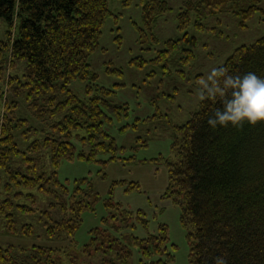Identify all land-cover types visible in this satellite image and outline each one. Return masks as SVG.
Here are the masks:
<instances>
[{"label": "trees", "instance_id": "1", "mask_svg": "<svg viewBox=\"0 0 264 264\" xmlns=\"http://www.w3.org/2000/svg\"><path fill=\"white\" fill-rule=\"evenodd\" d=\"M230 1L197 0L188 4L177 16L178 29L188 28L193 13L194 27L201 30L198 20L228 8ZM248 1L250 5L241 11L244 19L259 9V0ZM140 3L143 25L137 30L143 42L154 38L153 26L168 9L164 0H140ZM109 16L107 0H0V20L7 24L6 36L9 37L10 28L17 23L16 38L8 45L0 44V58L6 56L9 60L6 63L12 68L22 63V78L13 80L24 89L33 116L52 121L48 130L42 131L41 139L29 141V137L41 131L18 116V101H3L0 180L4 176L5 196L0 199V218L8 233L18 232L17 216L32 213L36 197L41 194L53 200L48 203L53 215L44 212L45 235L48 238L66 235L68 243L76 247L73 236L82 221V213L92 211L99 196L86 178L75 180L70 192L57 179L59 165L74 159L72 139L87 147L86 152L77 155L87 161L96 160L103 153L112 157L123 150H118L114 139L103 129L106 121H110L104 109H114L118 114L121 107L103 98L111 94L103 87L90 95L89 56L98 48ZM183 42L188 46L181 48ZM195 42L187 33L181 39L169 40L167 48L159 51L153 62L162 61L167 69L172 54L180 51L181 56L176 60L186 66L193 60ZM134 63L139 65L137 61ZM220 67L228 68L232 75L252 72L264 78V35L250 45L235 49ZM76 80L86 82L85 94L90 96L87 101L69 89ZM222 107L219 97L215 101L200 100L186 122L170 126L173 160L166 162L168 185L163 195L179 208L180 223L190 243L188 264H215V258L220 256L227 264H264V122L210 127L209 117L214 109ZM18 138L28 143L24 149L19 147ZM42 153L49 156L50 173L41 164ZM17 160L19 164L14 167ZM132 189L139 190L138 184H128L127 190ZM119 206L109 199L105 201L107 210H116L115 215L110 214L111 220L120 217L123 225L111 227L112 231L104 217L101 225L90 230L89 241L82 247L84 254L92 249L94 255L101 257L98 264H130L133 248L142 257L139 264L172 261L173 255L166 251V225L158 227L157 235L147 238L126 235L122 233L125 228H134L133 224L129 226L133 217L141 226L148 222L142 210L133 214L119 210ZM32 230L31 224L20 225L25 236H31ZM128 236L126 243L124 237ZM5 243L6 246L0 244V264H54V249L33 245L26 251L19 244ZM152 256L158 257L156 262L151 260ZM71 264L78 263L71 258Z\"/></svg>", "mask_w": 264, "mask_h": 264}, {"label": "rangeland", "instance_id": "2", "mask_svg": "<svg viewBox=\"0 0 264 264\" xmlns=\"http://www.w3.org/2000/svg\"><path fill=\"white\" fill-rule=\"evenodd\" d=\"M164 1L168 10L157 18L152 29L154 38L142 42L137 30L143 25L140 0H107L111 16L103 25L98 48L89 56V83L92 87L90 95H94L93 90L103 87L111 91V94L103 98L121 107L118 114L114 109H104L110 121H106L103 129L114 139L118 150H123L116 152L112 156L115 157L113 160L109 153H103L96 160L87 161L77 158L80 151H87V147L77 139H72L75 145L74 159L62 161L59 165L57 179L70 192L75 187V180L86 178L99 196L92 211L85 210L82 213V221L73 236L76 247L71 242L68 243L66 235L58 238H48L45 235L47 218H44V212L53 215V210H48V203L53 200L41 194L36 197L32 213L17 216L18 232H6L4 221L0 218V244L3 246L7 245V241L19 244L26 251L33 245L54 249V264H71V258L78 264H98L101 257L94 255L92 249L84 254L82 247L89 241L90 230L101 225L104 217L106 226L112 231L114 226L123 225L120 217L116 221L111 220L110 214L115 215L116 210L110 212V209H106L105 201L109 199L113 204L120 205L119 210L125 209L133 214L142 210L144 220L148 222L141 226L133 217L129 226L133 224L134 228L127 227L122 233L138 239L147 238L148 235H157L158 227L166 225V251L173 255V260L167 264H188L190 243L186 240V231L180 223L179 208L163 195L168 185L166 162L173 160L170 151L173 131L170 126L186 122L197 110L200 102L196 93L197 79L205 76L212 68L220 67L238 47L250 45L264 35V0H259V9L248 19L242 18L241 11L250 5L249 1L231 0L228 8L198 20L201 30L195 29L196 18L191 13V22L185 31L178 29L177 16L188 4L197 0ZM16 24L14 22L10 28L8 37L7 24L0 20V44L8 45L16 38ZM185 33L196 39L192 48L193 60L188 65L183 66L176 60L181 56L180 51L172 54L167 69L164 68V62H153L157 53L167 48V41L181 39ZM187 46L183 42L181 48ZM6 61H9L6 56L0 58V110L6 99L18 101V116L28 120L27 125L41 131L29 137V141L41 139L42 131L48 130L52 121H41L33 116L27 106L29 102L25 99L24 89L19 88L13 80L14 77L22 78L24 67L19 63L12 68ZM92 75H95L94 79L91 78ZM85 88L86 82L79 80L69 85V89L79 99L87 101L90 96L85 94ZM17 142L21 149L28 144L21 138ZM40 160L46 166L47 173H50L49 156L42 153ZM18 164L19 160L14 167ZM4 182L2 176L0 199L5 196ZM132 183L138 184L139 190H127L128 184ZM21 224L33 226L31 236L21 234ZM129 237H124L126 243H129ZM130 251V264H139V260H142L140 253L133 248ZM157 258L152 256L151 260L156 262ZM143 263L147 262L143 260Z\"/></svg>", "mask_w": 264, "mask_h": 264}, {"label": "clouds", "instance_id": "3", "mask_svg": "<svg viewBox=\"0 0 264 264\" xmlns=\"http://www.w3.org/2000/svg\"><path fill=\"white\" fill-rule=\"evenodd\" d=\"M199 100L222 102V109H214L207 123L210 127L218 125L233 127L247 122L250 125L264 122V78L249 72L240 75L230 74L228 68H212L205 76L195 81ZM215 264H227L223 256L215 258Z\"/></svg>", "mask_w": 264, "mask_h": 264}]
</instances>
